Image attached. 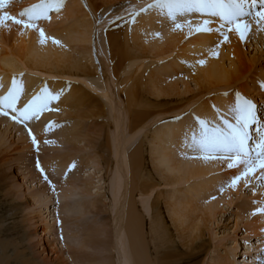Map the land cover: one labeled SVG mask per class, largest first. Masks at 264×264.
<instances>
[{
  "label": "rangeland",
  "instance_id": "374dc122",
  "mask_svg": "<svg viewBox=\"0 0 264 264\" xmlns=\"http://www.w3.org/2000/svg\"><path fill=\"white\" fill-rule=\"evenodd\" d=\"M10 1L12 2V5L9 8H7V10H9L10 13H7L4 16L5 17L4 22L6 23L5 25L6 27L4 25H3L4 27L2 26L5 29V31L4 29L2 31V28H0L1 29L0 53L4 51L6 47L12 48L13 46H15V44L17 45L20 43L22 39L18 35L21 33V31H24L25 28H28V26H25L26 24L27 25L31 24L33 27L31 28L34 32L35 30L42 28L47 29L48 26H49L48 29L51 26L52 28L53 27L66 28L74 25L80 19L84 18V19H89L92 22V24H94V26L92 27L94 28L95 31L93 29L91 30L92 32L90 33L91 34L90 39L87 43H85V46H87L88 48L90 47L92 50L91 55L90 54L87 55L88 61H86V65H89L88 66L89 67L88 70H90L89 73L87 72L88 67L86 68L87 71L84 70L87 73H85L84 71H83L84 73L79 71V73L47 72V74H45L46 72L42 73L43 71L41 72L38 70H37L38 72L36 71L35 73L34 72L35 70L33 71L30 70L31 68L25 67V68H21L23 70L17 69V71L20 70V72L19 71L17 72L15 70L16 71V72L14 71L15 74L12 72V74H10L8 78H6L7 80H5L2 84H0V97L8 96L10 91L15 92L17 98L14 107L23 109L25 105H28L30 102H34L33 107L29 109V114L33 116H31L30 119L25 120L24 123H19L12 119V116H16L18 115V113L10 111L7 108V101H5L4 104V111H9V115L5 116L0 114V148L1 149L7 148V150H9L8 152L7 151L0 152L1 155L0 171L2 173L4 171L3 173L4 176H7L5 180H1L4 178L0 176L1 177L0 216L1 217L3 216L4 218L3 220H1L0 224H3V227H5L3 231V236L0 238V246L1 248L8 249L7 251L8 254H5L2 260H9L11 264L16 263L17 257L15 256H17V254L14 252L18 248L12 242L16 240L17 237L16 235L20 233H24L22 230L21 223L23 221L22 219H26L28 223L34 225V226L31 225V227L27 229V234H24L26 243L27 240L29 242L30 232L31 233L35 232L36 236L33 235V239H31V241L34 244H36L35 245V247L37 246L36 249H41L42 245L39 244L37 241H39L40 237H42L43 244H46L48 247V252L43 253L42 256L47 254L50 257V259L56 260V262L58 259L57 264H59L60 262L62 263V260L64 259L66 261L64 262V264H83L79 262L72 263L73 260L72 261H70L71 259L68 260L67 257L68 249L67 250L65 249L66 250L65 254L60 253L59 251L58 254L57 250L62 248L61 245L62 236L60 235V231L63 227V221L60 219L66 217V215H68L67 214L68 212H70L69 214L74 215L75 217L82 216L84 218L88 214H92V212H88L85 215L82 213L81 206L79 204H76V201L83 196L79 195L75 191L73 192L70 198L69 197L67 198L70 207L68 206L67 207L68 209L66 208L65 211L67 213L64 214L63 213L64 209L62 210V204L63 201H66L67 199H64L62 197V192H63L61 189L62 187H59L56 184L57 183L62 184L66 182L65 181L66 174L59 175V174H54L53 172L44 173L37 167V164H39V166L41 165L40 159L45 158L46 155L49 154L50 152H63L64 150H66L65 148H63V146L65 145V141L62 142L63 140H61L60 138L58 139V136L56 135L59 134L57 132L58 129H55L54 127L49 128V126H47V124L50 121L53 123V126H55L57 125L56 123L59 122L58 120L65 121L66 119L64 118V116H66L64 111L62 112L60 118L56 116V118H54L55 120H51L49 118L48 120H46L47 115L50 114L52 111L56 112L55 109H57L56 107L57 99L48 97L47 92L49 91L48 90L49 88L51 89L55 88L54 91H56V95L60 99L61 97L64 98L66 95H68L69 91H72L74 87L76 88L80 87L82 90H84V92L87 91L90 93L89 94L86 92L87 97L90 100L91 99L96 100L94 101L96 104L97 102L100 104L102 103L101 105L103 107L105 114L104 117H100L97 119V122L99 124L97 123L98 125L96 126L95 124L93 126V123L95 121L92 120L91 118L85 119V122L89 124V126L86 128H88L87 130L90 133L95 129L98 130L97 128L101 129L103 134L101 141L103 142L104 140L103 143L109 142L108 143L110 144L109 149L111 150L112 153H113V149H112L113 140L111 137L112 133L110 129L111 126H109V123L110 121H113V119H115L113 113V111L115 112V110L113 109L114 105H112L113 104L112 98L105 93V90H109V87L114 89L116 88L115 90L117 93V98L119 99L120 103H122L120 108L122 110L121 112L123 116L122 115L119 116V120L122 128L121 132L123 133L127 141V144L126 142L124 144V147L127 148L126 154H128L129 151L137 150V148L140 151L142 150L141 153L142 154L144 153L143 155L141 154L142 158L144 159L143 160L144 169L142 171H149L152 173L153 176H158V175H156L157 172L153 167L150 158L151 156L149 153V147H148L149 145L147 144V141L145 140L144 136L150 137L151 132L156 128H158V126L159 127L161 125L163 126V123L166 124L165 122H167V124H169L168 122H170V124L172 123L173 125L176 124L178 128L176 127V129L174 130L175 134L184 133L186 129L192 128L193 125L195 126V123L198 124V122L200 121H204L205 123L210 122L209 124L211 125L212 122L209 119V117L207 116L210 121H208L207 117L206 118L204 117L206 114L204 115V113L198 111L197 107L201 103L203 104L205 102L207 103V105H211L212 101L218 97L223 98V100L225 101L228 100L230 103L233 104L229 113L227 114L223 113L220 116V119L221 120L223 119L222 121L224 122L225 121H229L233 123L235 122V113L233 109L235 107L234 105L236 104L237 93H239L242 98L251 100L255 104L256 106L255 114L258 122L249 129V133L250 135H252L255 129L254 131L255 134H253V136L254 135L257 136V133H260V135L256 137L257 141L255 143H254V138H251L248 141V147L251 150L252 155H255V152L259 151V149L257 148V144L260 141L261 136H264V19H260L259 17L255 16L254 11L251 16L244 18L246 23L249 25V28L247 29L243 40H241L240 35L237 33L234 25L232 26L233 31L232 30L227 31L226 28L223 30L227 35V40H224L220 32L217 31V29H219L220 27V21L218 18L215 17H206V18L203 17L210 21L208 27L212 28L213 31L200 32L196 30L197 32L195 31V33L187 34L183 39H181V37L178 36L179 39L176 38L177 40H175L169 38V34H170L169 32L170 29H172L173 32L174 31L176 32L177 24L180 25L179 28H182L183 26L185 27L186 25H188L189 23L188 21H191L192 18L195 19V20L193 19V21L199 23H201L200 21H203L205 19L200 18L199 16L200 20L198 18L197 21L196 20L197 18L195 16V15H199L197 13H194L193 16L195 17L191 16L192 18L190 17L191 18L190 19L189 16L181 17L179 14L177 13L175 14L174 12L172 14V17L174 16L173 17L174 19L170 18L171 15H169L168 9L166 7L157 6L156 0H38V1L37 0L35 1L34 0H29V1L3 0L2 3H0V5L3 6L7 5ZM37 4L38 5L41 4L40 5L41 10L38 9V11H35ZM151 4L152 6H155V7L151 6L152 9L149 8L150 7L149 5ZM147 8H149L150 10ZM247 8L249 11H252L253 8L255 10H261L262 2L261 0H257L256 5L253 6L251 5V2L249 0ZM145 9L148 11H146ZM26 10L27 13L25 15H21V13H24ZM143 10H145V12ZM156 12L158 14H156ZM164 12L165 14H163ZM2 13L4 14L3 11ZM37 14L40 15L39 19H33L29 21L28 19L29 16H34ZM162 14L163 16L164 15L167 16L163 17ZM12 18H15L16 20L24 21V23L17 24L14 22ZM177 18L180 19L181 21L186 19L184 21L186 22V25L184 22H183L184 24H181L180 20L179 23L177 21L178 20ZM187 19L189 20L187 21ZM174 20H176L178 23L177 22L173 23ZM137 24L138 25L140 24L139 27ZM131 25L134 27V30L133 27L132 28L130 27ZM135 25L138 28H136ZM154 29H158V30L154 31ZM148 32L150 34H148ZM233 33L236 34L233 35ZM130 34L132 35V37L130 36ZM133 36L137 38L134 39ZM199 36L208 38L207 46H208V53H210V55L208 58H206L205 62L207 63L209 69L212 71L211 75L212 74L215 75L216 73L219 72L220 69L218 66L219 64H221L231 71L230 73L231 77L229 80H227V82L226 80L219 82L213 81L216 84L210 86H204L202 85V83L198 84L197 81L193 78L192 74L189 72L190 69H188L186 65V61L184 59L179 58L181 57V54L184 53L183 49L192 40L198 38ZM114 37L121 42V43L119 42V44L121 45L114 44V42L112 41ZM17 40L18 42H16ZM22 42L23 41H21V43ZM81 44L78 43L74 45V47L76 48L75 51L76 53L77 51L79 52V49L84 46V43L83 45ZM124 45L125 46L127 45V47L129 46L130 48L133 47L132 49L136 53L131 60L129 59L125 60V62L123 61L124 62L123 63L120 61L118 55H119V51L125 47ZM217 45L219 46L217 47ZM230 46L240 49L239 50L241 54L240 57L242 58L241 62L238 61L236 58H232V54L229 53ZM163 50L164 52H162ZM98 55H100V57ZM100 58L104 60V64L105 63L107 65L109 64L108 67L112 72L111 74L112 76L107 77V75H109L110 72L104 69L105 67L103 65V61L101 62ZM118 62L122 64L119 65ZM157 71H159V75H161L162 79L167 81V83H169L170 86L174 88L175 91L174 94L176 95L172 94V96L166 98L161 96L162 98L160 97V99H158L156 96L147 95L146 107L145 104H143L138 106L139 109L138 108L136 109L143 112L146 111L147 112L157 111V112L148 116L143 122L144 126L141 124L137 127L139 130L137 128L133 129L130 126L131 125L130 113L133 110V107L131 108L129 104L127 105L128 103L126 101L127 93H125L128 87L125 86L124 90L120 88L124 87V85L122 86V84L125 83L124 82L126 81L125 79L129 80L128 83H131V81H133L135 78H139V79L141 78L143 82L144 81L147 82L148 81L147 78H150L151 73ZM1 73L2 70L0 71V74ZM55 74H59V75H55ZM1 77L2 76H0V81H1ZM19 77H29L30 80L29 84L28 82H26L25 86L18 85ZM238 77L239 79L232 82L233 78L236 79ZM111 82L112 84H110ZM71 88L73 89L69 90ZM76 88L75 90H77ZM44 92H46L45 94H47V96L44 94ZM40 102L41 104H39ZM45 104L47 105V107H44ZM212 104H214V106L211 105V108L215 109L217 107L216 106L217 103H212ZM37 107L40 108L38 110L36 109L34 113L33 112L31 113V111H34V109ZM48 117L51 118V115ZM91 120L92 122H90ZM38 124L39 125L44 124L43 127L44 126L45 127L44 128L42 127V129L43 130L47 129V131L44 130L45 133L43 135L34 134V130H35L34 127L36 125L39 126ZM100 124H102V126H100ZM187 124H189L190 126ZM213 124L215 123H212V125ZM215 125H213L215 127L212 126L213 129L214 128L223 129L222 127L218 126V124ZM84 127L85 126H83L82 128ZM86 128L84 130L82 129V131L86 132ZM51 129H53L52 130L53 132L51 131ZM257 129H259V131H257ZM29 130L31 133H33L32 136L33 135L35 136L34 138L37 141L36 147L33 146V140L32 137H30L29 135ZM199 131L197 130V133ZM47 134L48 136H46ZM39 137H41V141L37 140V138ZM141 141L143 143H141ZM144 141L146 144L144 143ZM53 144L54 146L56 145V147L59 146V148L57 147L54 148L53 150L52 148ZM47 146L48 147L50 146V148L52 149H46ZM139 146L142 148L140 149ZM143 148L144 149L146 148L145 149L146 151L143 150ZM175 148H177L178 151V149H180V146H176ZM87 151H89V149ZM107 155L108 153L106 152L104 154L106 159L108 158L110 160V157L113 158L112 155L109 157ZM184 156L185 154L184 155L182 154L181 158H185ZM213 156L218 157L219 154H212V157ZM200 158L203 159V155ZM213 159H216L218 162H220L219 165L220 164L221 165L220 168L217 170V172L214 171L215 172L214 175H211L212 173H214L213 171L209 174L211 177L214 178L215 175L217 174L216 178L218 176V179L211 178V182H209V184L214 186V183H216L215 186L217 185V187L220 188L218 192L215 191L216 195L213 197V199L218 202L216 203L215 201H211L212 203L215 202L219 208L215 207V210L209 209L210 211L217 210V213L214 212L212 215H209L211 217L208 216V218H210V220L212 221L208 220V223L206 221L204 224L205 227L201 225L203 227V228L201 227L202 230L204 229L203 230L204 233L203 231L201 232V228L200 231L199 230L198 231L202 235L200 233H197L198 231L194 232L195 233L194 234L192 233V230H189L190 228L187 229L185 225L186 226L188 224L190 225L191 222L190 220L186 221V224H183L182 227L184 231L183 230L179 231L180 234H183V236H185L188 235V233L189 235L192 233L194 237L195 235H197L196 238H194L191 234L192 237L191 239L194 238L195 240L199 237V235H201V238L199 237L198 238L199 240L197 239L198 241H196V243L194 242L195 240L190 241L189 239L190 236H187V239H189L188 241H190L189 243L187 241L182 240V238L184 239L182 235H178L179 234L178 231H176L174 225L171 224L172 222H170L171 219L169 220V214L167 216V210L163 207L164 215L167 217L166 219L168 221L167 224H169L168 225L169 232L171 233L170 237L171 239L172 238L174 239H172V242H170L168 245L166 244L161 246L159 241L156 238H154L152 232H150V226H149L150 221L148 214L151 215L153 212V210L150 208L149 211H151V213L149 211H147L149 213L147 212L145 213L147 215L145 230H146V239L150 243L152 256L160 260L162 257H164L162 260L167 264H226V263L227 264H264V227H263L264 226V168L257 167L258 168V169L256 168L257 172L251 173L248 176L243 177L236 184V188L232 190L229 183L231 181L230 176L232 175L236 176L240 172H242L244 170L243 167L244 165L242 166L241 164L239 167H234L232 169H229L227 167L228 164L227 160H221L219 158H213ZM90 163L88 165L89 171L92 172L94 167L95 169H97L96 170L97 174H92V173L91 174L92 176L94 175L93 182L95 183L94 185V187H96L95 190H97L99 193L97 195H94L92 191V196L100 200L101 203L106 204L105 212H102L103 213L102 215L104 216L103 220L105 219L104 221H106L107 228L110 230L111 245H110V251L109 250L103 251L98 249L95 250L92 247L89 248V251L96 252L97 255L95 254L96 255L95 257L105 258L111 255H113L114 257L117 256V254L113 247L114 239L113 236H111L113 228H112V220L110 219L111 212L109 208L110 206L112 207L111 191L114 189L115 181H116L115 171L112 170V168H114L115 165H113L112 167V165H110L112 163L109 164L105 161H102L100 163V166L96 165L99 168L98 169L93 163L91 164ZM100 167L102 169H100ZM241 167L242 170L240 169ZM72 168L73 166L70 167V170H72ZM2 173L1 175H3ZM210 176L206 175L205 179L206 180L209 179ZM200 177L198 178L199 181L203 182L204 180H202V178ZM98 179L100 181H98ZM190 179L191 180L186 181V183L184 182L180 185L178 184V186L175 185L176 187H180L184 189V192H186L185 193L186 198L193 197V195L188 193L187 191L193 185V181L197 178L194 177ZM214 180L215 181L217 180V182H215ZM52 182H55V185L52 184ZM10 184L13 188H11ZM6 186H9V188ZM55 186L57 187L55 188ZM7 188L8 190L10 189L9 192L11 191V189L15 191V196H17L18 201L11 200L9 193L5 192ZM39 188H45V190L50 195V199H51L50 203L52 204L50 205L51 210L54 209V207H56V209H59L61 212L60 214L56 215L58 216V220L56 222L54 221V228L53 230H51V232L50 231L47 232L44 230V227H46V223L53 222V220L50 221L49 216L46 217L49 214L46 212H50V210L48 208L46 209V207L44 206L43 218L42 217L36 218L35 216L40 214V211L38 207L31 205L32 198L29 195L34 191L38 190ZM51 188L55 190L53 189L51 190ZM170 188L171 187L167 184H165V186L164 184L160 185L158 191H161L163 193L164 197L163 196L162 197L164 199L169 195V192L171 191ZM225 190L226 191L232 190V192L230 191L231 192L230 203L226 201L227 199L224 200L226 198L225 196L223 198V195L225 194L224 192H226ZM53 191H55L56 193ZM185 194L183 195L184 197ZM88 198H90V196ZM152 199H154V196ZM164 199H162L163 202ZM196 200L200 204H202L204 201L203 199L202 202H199V200L201 199L199 200L196 199ZM14 202H19V203L22 202V204L21 203L19 204L18 206L19 208L16 207L18 208V213L16 215H13L14 213L12 214V212L14 210L13 209L11 210V206ZM206 202L207 201H205V203ZM211 202L210 204L208 203V205L212 206L213 204L211 205ZM145 203L146 201H144L143 204ZM143 204H138L139 208L142 209ZM162 205L165 206V204ZM74 221L75 218L71 219L69 223H74ZM70 226L72 228H75V225H70ZM62 230L66 232L67 227L65 229L63 228ZM70 235H73V233ZM177 236L179 237V241L177 240L178 239ZM80 240L81 239L78 237L75 238L74 235L70 239L66 237L64 239L65 242L71 241L76 245L79 244ZM170 244H172L173 246ZM52 248L54 250L50 251ZM102 251L103 254L101 253ZM191 251L194 253H192ZM158 252L159 253L161 252L162 254L161 253L159 254ZM3 253L4 252L2 251L0 254ZM63 255L65 256L64 259L62 258ZM59 256L62 259L58 258ZM113 260L114 259H112V261ZM226 260L227 262L225 263ZM158 262L160 261L156 260V263ZM104 263L106 264L108 262H102V264ZM97 264H100V262L99 263L97 262Z\"/></svg>",
  "mask_w": 264,
  "mask_h": 264
},
{
  "label": "bare ground",
  "instance_id": "6f19581e",
  "mask_svg": "<svg viewBox=\"0 0 264 264\" xmlns=\"http://www.w3.org/2000/svg\"><path fill=\"white\" fill-rule=\"evenodd\" d=\"M27 1H29V0H27ZM11 5H12L11 1L7 5H4V6L0 5V9H1L0 10V28H2V31L4 29L3 27L6 25V23L4 22V20H5L4 16L7 13H10V11L7 10V8H9ZM39 5H41V4H39ZM1 7H3V8H1ZM152 7H155V6H152ZM149 8L152 9L151 7H149ZM149 8H147V9H149ZM38 9H40V7H36L35 11H38ZM145 10H143V11L145 12ZM2 11L4 12V14L2 13ZM146 11H148V10H146ZM163 11H164V8H163ZM165 12H167V11H165ZM165 12L163 14H165ZM146 13H148V12H146ZM146 13H144V14H146ZM174 13L176 14L177 12H174ZM194 13L195 12L190 13V14L184 13L183 15H181L179 13H177V14H179L181 17L189 16V18H190L191 16L194 15ZM156 14H158V13L156 12ZM163 14H162V16H163ZM147 15H149V14H147ZM165 16H167V15H164L163 17H165ZM195 16L197 18L196 20L198 21V18L200 15H195ZM195 16H193V17H195ZM83 17H85V16H83ZM173 17L171 15L170 18H173ZM177 17H178V15H177ZM200 18H203V17L200 16ZM200 18H199V20H200ZM205 18H203V19H205ZM193 19L194 18H192L191 21H188L189 19H187V21L189 22L188 25H186V22H184L186 19H184L182 21L180 19H178L177 20L178 22L180 20L181 24L185 23L186 26L182 27V25H181L182 28H177L176 32L175 31L173 32V30L170 29L169 38L177 40L176 38H178V36H180L181 39H183L187 34L195 33V31H196L195 26L202 24V21H200L201 23H199V22L193 21ZM177 21L174 20L173 23L177 22ZM142 23H143V21H142ZM29 25H31V24H29ZM139 25H138V27H139ZM92 26H94V24H92V22L89 19H84V18L80 19L74 25L66 27V28L64 26H63L64 28H61V27L60 28H54V27L52 28V26H51L48 29V27H49L48 26L47 29L42 28V29L35 30L33 32L32 25L28 26V28H25L24 31H21V33H20L21 35L20 34L18 35L21 37V39H22L21 41H23L22 43L20 41L19 44H17V45L15 44V46H13L12 48L6 47L5 50L0 53V61H1L0 67L2 70V73L0 74V76H2L0 84H2L5 80H7L6 78H8L9 75L12 74V72L14 73L15 70L17 71V69H21V68H25V67L31 68L30 70H33V71L35 70L34 71L35 73L38 70L41 72L43 71L42 73L46 72L45 74H47V72H49V73H66V72H68V73H70V72L71 73L72 72L79 73V71H81L82 73H84V72L89 73V71H90V70H88L89 65H86V61H88L87 55H89V54L91 55L92 50L90 47L88 48L87 46H85V43H87L90 39V35H91L90 33L92 32L91 30L92 29L94 30V28ZM130 27L132 28L133 26L131 25ZM138 27L136 26V28H138ZM9 28H7V29H9ZM41 30H43V33H44L43 37H41V34H40ZM133 30H134V27H133ZM155 30H158V29H154V31ZM4 31H5V29H4ZM131 34H130V36L132 37ZM148 34H150V33L148 32ZM235 34L236 33H233V35H235ZM20 37H19V40H20ZM117 38H118V36H117ZM117 38L114 37L112 39V41L114 42V44L121 45V44H119L120 41ZM135 38H137V37H134V39ZM16 42H18V40ZM78 43L79 44L82 43L81 45H83V43H84L85 47L84 46L81 47L79 49V52L77 51V53H76L75 52L76 48L74 47V45H76ZM126 43H127V41H126ZM207 45H208V38L199 36L198 38L192 40L183 49L184 53H182L181 57H179V58L184 59L186 61V65H187L188 69H190L189 72L192 74L193 78L197 81L198 84L202 83V85H204V86H210V85L216 84L215 82H219V81H225L226 80V82H227V80H229L231 77L230 76L231 71L221 64H219V66H218L220 69L219 72L216 73L215 75L214 74L211 75L212 71L209 69L207 63L205 62L206 58H208L210 55V53H208V46ZM140 47H139V49H140ZM132 48L133 47L130 48L129 46L127 47V45H126L122 50L119 51L118 57L120 58L121 62H123V61L125 62V60H128V59L131 60L135 56L136 52H134ZM229 48H230L229 53L232 54V58H236L238 61L241 62L242 58L240 57V55H241L240 51H239L240 49H238L236 47H231V46ZM131 49H132V51H131ZM143 50H145V49H143ZM151 52H152V49H151ZM162 52H164V50ZM96 53H94V54H96ZM143 55H144V53H143ZM156 55H158V54H156ZM98 56L100 57V55H98ZM100 60H101V62L103 61V65L105 67L104 69H106L108 72H110V74L107 75V77L112 76L111 75L112 72L108 67L109 64L108 65L106 63L104 64V60L102 58H100ZM200 61H204V63L201 64ZM232 62H234V61H232ZM120 64H122V63H119V65ZM86 68L88 71L86 70ZM21 70H23V69H21ZM84 70H86L87 72ZM18 71L20 72V70H18ZM30 72H32V71H30ZM41 72H39V73H41ZM48 75H50V74H48ZM55 75H59V74H55ZM234 78H235V76H234ZM234 78L232 79V82L239 79V77L236 79H234ZM130 79H132V78H130ZM147 79H148L147 82H145V81L143 82V80L141 78L140 79L135 78L133 81H131V83H128L129 80L125 79L126 80V81H124L125 83L122 84V86L124 85V87L120 88V89L124 90L125 86L128 87V89L125 92V93H127L126 101L128 102V103L127 102L126 103H127V105L129 104L131 106V108L133 107V110L130 113V116H131V125L130 126L133 129L137 128L141 124L143 125V122L145 121V119L148 116L157 112V111H155V112H153V111L143 112V111H139L136 109V108H138V106L143 105V104H145V107H146V105H147L146 96L147 95L156 96L158 99H160L161 96L164 98L170 97L175 92L174 88L171 87L170 84L167 83V81L162 79L161 75H159V71L151 73L150 78H147ZM144 80H146V79H144ZM213 81H215V82H213ZM26 82H28V84H29V82H30L29 77H19L18 78V85L25 86ZM112 82L110 84H112ZM232 82H230V83H232ZM125 84H128V85H125ZM27 87H25V88H27ZM75 88L76 87H74V89L73 88L69 89V90H72V89L73 90L69 91L68 95H66L65 97L63 96L64 98L61 97L60 99L57 97L56 91H54L55 88L54 89L49 88L48 89L49 91L48 92L46 91L48 94V97H51V98L56 97L55 99H57L56 100L57 101V103H56L57 109L54 108L56 112L52 111L50 114H48L46 117L47 118L46 120H48V118L51 120H55L54 118H56V116H58L60 118V116L62 115V112L65 111V115H66V116H64V118H66L65 121L58 120L59 122L56 123L57 125H55V126H53V123L50 121L49 123L47 122L48 123L47 126H49V128L54 127L55 129H58L57 132L59 134H56V135L58 136V139L60 138L61 140H63L62 142L65 141V145H64L65 147L63 146V148H65L66 150L63 149L64 150L63 152H50L49 154L46 155V157L44 155L45 158L40 159V161H41L40 169H42L44 173L45 172L46 173L53 172L54 174H59V175L66 174V176H65L66 182H64L62 184H58V183L56 184L59 187H62L61 188L63 191V192L61 191L62 197L64 199H67L68 197L70 198L71 195L73 194V192L76 191L79 195L83 196L76 201V204H79L81 206L82 213L85 215L88 212H92V214H88L85 218L82 216L75 217L74 215L69 214L70 212L67 213L65 211L68 206L70 207L68 199L66 201H63V204H62V210L64 209L63 213L64 214L67 213L68 215H66V217H64L60 220L63 221L62 229L63 228L65 229L67 227V231L65 232L62 229L60 231V235L62 236V241H61L62 248L58 249L57 252L59 251L60 253L65 254V251L68 249L67 257H68V260L69 259H71L70 261L73 260L72 263L79 262V263H83V264L84 263L97 264V262L98 263L100 262V264H102V262H108L109 264H167L166 262H164L162 260L164 257H162L160 260V259H156V257L154 258L152 256L151 249H150V243L146 239V230H145L146 228H145V226H146V216L147 215L145 213L147 211H149L150 208L153 210L151 215L148 214L149 215V221H150L149 222L150 232H152L154 238H156L159 241L161 246L166 245V244L168 245L170 242H172V239H174V238L171 239V237H170L171 233L169 232V226H168L169 224H167L168 221L166 219L167 217L164 215V212H163L164 208L167 210V216L169 214V220L171 219L170 222H172L171 224L174 225V227H175L176 231H178V233H179V231L183 230L182 229L183 224H186V221H189V220H190L191 224L190 225L188 224L187 226L185 225V227L187 229L190 228L189 230H192V233H194L198 230L200 231V228L202 227L201 225H203L205 227V225H204L205 222L207 221V223H208V220H210V218H208V216L212 215L214 212L217 213V210L216 211H210V210H212V209L215 210V207L219 208L218 205L216 204L218 201H215L213 199V197L216 195L215 191L218 192L220 188L217 187V185L215 186L216 183H214V186H212L211 184H209V182H211V178L218 179V176L216 178V175H217L216 174L215 178H214V177H211L209 174L212 171L217 172V170L220 168L221 164L219 165L220 162H218L216 159L212 158V153L210 154L206 151H201L198 147V142L201 139V132H202V129L204 127L209 126V128L211 127L213 129V127L216 126L215 124H218V126H220L222 128L226 127L224 121H222L223 119L222 120L220 119V116L223 113H226V114L229 113L233 104L230 103L228 100H226V101L223 100V98H221V97L215 98L212 101V103H217V105H216L217 107L215 109L211 108V105L214 106V104H212V103H211V105H207L206 102L203 104L199 103L200 105L197 107L198 111H200L201 113H204V115L206 114L204 117L206 118L208 116L209 119L211 120V122L215 123V124H213L215 126H213L212 123L210 125L209 124L210 122L209 123L204 122L203 125L200 122H198V124L195 123V126L194 125H193V127L191 126L192 128L186 129L185 131L188 130L187 132L184 131V133H186V134H184V133L175 134L174 130L177 127L176 124L173 125L172 123L170 124V122H168L169 124H167V122H165L166 124L163 123V126L162 125L160 127L158 126V128H156L155 130H153L151 132V134H150L151 138L149 136H144L145 140L147 141V144L149 145L148 147H149V153L151 156L150 158H151L153 167L157 172V173L156 172L155 173H156V175H158V176H153L152 173L149 171H142L144 169L143 168L144 167V165H143L144 159L142 158V155L144 153L143 154L141 153L142 150L140 151L137 148V150L129 151V153L126 154L127 148L124 147V144H125V142L127 144V141L125 139V136L121 132L122 128H121V124H120V120H119V116H121V115L123 116V114L121 112L122 110L120 108L122 103H120L119 99L117 98V93L115 90L116 88L114 89V88L109 87V90H105V93L108 94L109 97L112 98V101H113L112 105H114L113 109L115 110V112L113 111L115 119H113V121H110V123H109V126H111V128H110L111 133H112L111 137L113 140V144H112L113 145L112 146L113 147L112 148L113 153L109 149V145H110V144H108L109 142L103 143L104 140H103V142L101 141V138L103 137L101 129L97 128L98 130L95 129L94 131H91V133H90L87 130L88 128H86L89 126V124H87L85 122V119L91 118L92 120H94L96 122L95 123L93 121L94 122L93 126H94V124L96 126L99 124L97 122V119L100 117H104L105 114H104L103 107L101 105L102 103L100 104L97 102V104H96L94 102L96 100H92V99L90 100L87 97V93H89V92H87L86 90L85 91L87 93L84 92V90H82L80 87L76 88L77 90H75ZM81 90H82V92H81ZM46 92H44V94ZM85 93H86V95H85ZM47 94H45V95L47 96ZM174 95H176V94H174ZM92 97H90V98H92ZM39 104H41V102ZM41 107H43V106H41ZM154 107H155V105H154ZM39 108L40 107L35 108L34 111H31V113L32 112L34 113L36 111V109L38 110ZM79 108H82V109H79ZM118 113H119V115H118ZM29 115H30V117L33 116L31 114H29ZM50 115H51V118L48 117ZM208 117H207V119H208ZM223 117H225V116H223ZM209 119H208V121H210ZM92 120L90 122H92ZM38 123H40V122H38ZM10 124H11V122H10ZM43 125L44 124H41L39 126L36 125L34 127V129H35L34 134H42L43 135L45 133L44 130L47 131V129H44V130L42 129ZM123 125H124V123H123ZM187 125H189V124H187ZM83 126H85V127L82 128ZM100 126H102V124H100ZM85 128H86V132H83L82 129L84 130ZM123 128H124V126H123ZM199 129L201 132L199 131ZM52 130L53 129H51V131ZM197 130L199 131L198 133H197ZM254 131H255V129H254ZM254 131H253V134H255ZM104 132H105V130H104ZM253 134L250 136H251V138H254V143H255L257 141L256 137L259 136L260 133H257V136L256 135L253 136ZM46 136H48V134ZM53 138H54V136H53ZM37 140L41 141V137L37 138ZM141 143H143V142L141 141ZM144 143H145V141H144ZM28 146H29V144H28ZM50 146L49 147L47 146L46 149H52L53 148V150H54V148H57V147L59 148V146L56 147V145L54 146V144L52 145L53 146L52 148H50ZM176 146H180V149H178V151H177V148H175ZM141 148L142 147H140V149ZM43 149H45V148H43ZM88 149H89V151H87ZM145 149L143 148V150H145ZM3 151L8 152L9 150H7V148H5V149L0 148V152H3ZM106 152L108 153V155H107L108 157L112 155L113 158L110 157V160L108 158L106 159V157H105L106 155L104 156V154ZM182 154L183 155L185 154V156H184L185 158H181ZM176 155H177V157H176ZM202 155H203V159L200 158ZM189 157H191V158H189ZM205 157H208V158H205ZM102 161H105L109 164L112 163V164H110V165H112V167H113V165H115V167L112 168V170L115 171V178H116L115 187L112 190L113 192L111 191V194H112L111 205H112V207L110 206L109 210L111 212L110 219L112 220V228H113L111 236H113V239H114V246L113 247L116 251L117 256L113 257V255H111V256L105 257V258L95 257L97 255V253L89 251V248H91V247L95 250L98 249V250H103V251H107V250L110 251V245H111L110 230L107 228L106 221H104L105 219L103 220L104 216L102 215L103 214L102 212H105L106 204L101 203L100 200H98L97 198L92 196V191H93L94 195L99 194L98 191L95 190L96 187H94L95 183L93 182L94 175L92 176V174H97L96 173L97 169H95V167H94L93 171L91 172V171H89V166H88L90 162L93 163L95 166L96 165L100 166V163ZM71 166H73L72 170H70ZM100 169H102V168L100 167ZM240 169L242 170V167ZM98 172H99V170H98ZM255 172H257V170ZM1 173L2 172L0 171V176L4 179H1V177H0V179L5 180V178L7 176H4V174H3L4 171L2 173L3 175H1ZM214 174H215V172L212 173L211 175H214ZM206 175L210 176L209 179H207V180L205 179ZM233 176H235V175L230 176V179H232ZM194 177L197 179H195L193 181V185L187 191L188 193L192 194L193 197L186 198V194H185L186 192H184V189L180 188V187H176V186H178V184L180 185L184 182L186 183V181L191 180L190 178H194ZM199 177L202 178V180H204V181L203 182L199 181V179H198ZM41 181H43V180H41ZM98 181H100V180L98 179ZM215 182H217V180ZM52 184L55 185V182H52ZM161 184H164V186H165V184H167L171 187L170 188L171 191L169 192V195L165 199L163 198L164 197L163 193L161 191H158ZM10 186H11V184H10ZM6 187L9 188V186H6ZM56 187L57 186H55V188ZM8 188L5 192L9 193L11 200L12 201H15V200L18 201L17 196H15V191L13 189H11V191L9 192L10 189L8 190ZM11 188H13V187L11 186ZM231 188H232V190H234L236 188V185L234 187L231 186ZM52 189L53 188H51V190ZM53 190H55V189H53ZM232 190H230V191L232 192ZM230 191L227 190L226 192H224L225 194L223 195V198H224V196L226 197L224 200L227 199L226 201L229 203L231 202V192ZM53 192H55V191H53ZM184 194H185V197L183 196ZM197 195H199V196H197ZM29 196H31V198H32V204L31 203L30 204L32 206L38 207V209L40 211V214L35 216L36 218H39V217L43 218L44 206L46 207V209L48 208L50 210V212H46V213H49L46 217L49 216L50 221L53 220V222L52 223H46V227H44V230L47 232L48 231L51 232V230H53V228H54V221L56 222L58 220V216H56V215L61 213L60 210L56 209V207H54V209L51 210L50 205H52V204L50 203V200H51L50 195L45 190V188H39L38 190L31 193ZM89 196H90V198H88ZM91 196H92V198H91ZM153 196H154V199H152ZM59 197H61V196H59ZM218 198H220V197H218ZM162 199H164V202L162 201ZM196 199H198V200L201 199V200H199V202H202L204 200L202 203L203 205L198 203ZM211 199H213V200H211ZM144 201H146L145 204H143ZM205 201H207V202L205 203ZM211 201H215L216 203L215 202L212 203ZM161 202H162V204H165V206H163L161 204ZM210 202H211V205L213 204L212 206L208 205V203L210 204ZM20 203L22 204V202H20ZM20 203L14 202L12 204L11 210L12 209L14 210L12 212V214L14 213L13 215H16L18 213V208H19L18 206ZM138 204H143L142 209L139 208ZM200 205L203 207H201ZM16 207H18V208H16ZM15 209H17V210H15ZM55 209H56V211H55ZM9 211H10V209H9ZM149 212L151 213V211H149ZM149 212H147V213H149ZM218 212H219V209H218ZM8 213H10V212H8ZM214 215H216V214H214ZM46 217H45V219H46ZM209 217H211V216H209ZM74 218H75L74 223H69V221L71 219H74ZM3 219H4L3 216L2 217L0 216V222ZM22 220L23 221L21 223V226H22V230L24 233H20V234L16 235L17 236V237L15 236L16 240L12 242L18 248L14 252L17 254V256H15V257H17L15 264H57L58 259L56 262V260L50 259V257L47 254L42 256L43 253L48 252V247L46 244H43L42 237H40L39 241H37L39 244L42 245L41 249H36L37 248V246L35 247L36 244H34L31 241V239H33V235L36 234L35 232H33V233L30 232L29 242L27 240V243H26V239L24 237V234H27V229L30 228L32 224L28 223L26 219H22ZM210 221H212V220H210ZM27 223H28V225H27ZM70 225H75V228H72ZM32 226H34V225H32ZM206 227H207V225H206ZM4 228L5 227H3V224H0V238L3 236ZM202 228H201V232L204 230V229L202 230ZM199 231L197 233H200ZM72 233L75 236V238L78 237L81 239L78 245L72 243L71 241H68V242L64 241L65 237L68 239L72 238L73 235H70ZM203 233H204V231H203ZM191 234L189 235V233H188V235L183 236V234L179 233L178 235H182L184 237V239L182 238V240L190 243V241L195 240L194 238H196V236H197V235H195V237H194V235L192 234V236L194 238L191 239L192 238ZM7 235H6V237H7ZM201 235H199L200 238H201ZM187 236H190L189 237L190 241H188L189 239H187ZM177 238H178L177 240L179 241L178 236H177ZM197 239L194 241L195 243H196V241L199 240V239L198 240ZM13 240H14V238H13ZM152 240H154V239H152ZM182 240H180V241H182ZM170 245H172V244H170ZM8 248H9V246H8ZM196 248H198V247H196ZM0 249L4 252L3 254H0V264H11L9 260H2V258L5 256V254H8V252H7L8 249L7 248H1V246H0ZM1 250H0V253L2 252ZM52 250H54V249L52 248L50 251H52ZM103 251L101 252L102 254H103ZM59 252H58V254H59ZM192 253H194V252H192ZM98 254H100V253H98ZM64 257L65 256L63 255L62 258L64 259ZM58 258H60V256ZM62 258H60V259H62ZM112 259H114V260L112 261ZM154 259H156L157 261L159 260L160 262L156 263V260H154ZM64 262H66L65 259L62 260V263L60 262L59 264H64ZM226 262H227V260L225 261V263ZM108 263H106V264H108Z\"/></svg>",
  "mask_w": 264,
  "mask_h": 264
},
{
  "label": "snow or ice",
  "instance_id": "6c2138e0",
  "mask_svg": "<svg viewBox=\"0 0 264 264\" xmlns=\"http://www.w3.org/2000/svg\"><path fill=\"white\" fill-rule=\"evenodd\" d=\"M251 5H256L257 0H250ZM261 10L249 11L247 5L249 0H156V4L161 7H166L169 14L177 12L181 15L184 13H197L202 17H215L220 21V27L217 31L220 32L224 40H227V35L223 31L225 28L227 31L232 30V26H235L237 33L240 35L241 40L244 39L245 33L249 28V25L245 21V17L251 16L253 11L255 16L260 19H264V0H261ZM152 5H150L151 7ZM36 7H40L37 5ZM27 10L21 15H25ZM40 15L29 16V21L33 19H39ZM15 23L22 24L24 21L16 20L12 18ZM259 22V21H258ZM210 21L205 19L202 24L195 26L197 31L211 32L212 28L208 27ZM31 26V25H25ZM180 27L179 24L176 25ZM41 37L44 36L43 30L40 32ZM219 45H217L218 47ZM201 64L204 61H200ZM15 83V82H14ZM16 94L14 91H10L8 96L0 97V114L9 115V111H4V104L7 101V108L10 111L18 113L16 116H12L14 121L24 123L25 120L30 119L29 109L33 107L34 102H30L25 105L23 109L14 107L16 101ZM56 97H53L55 99ZM44 107H47L45 104ZM255 104L248 99L242 98L239 93L236 94V104L233 109L235 113V122L225 121L226 127L220 128H208L204 127L201 133V139L198 142V147L201 151H206L212 154H219V156H213L212 158H219L221 160H227V167L232 169L244 165V170L236 176H233L230 186H235L243 177L254 173L257 167L264 168V136H261L260 141L257 144L259 151L252 155L251 150L248 147V141L251 139L249 129L257 124V117L255 114ZM203 125L204 121H200ZM259 131V129H257ZM29 135L32 137L33 146H37V141L29 130ZM208 158V157H205ZM40 169L39 164H37ZM43 171L42 169H40Z\"/></svg>",
  "mask_w": 264,
  "mask_h": 264
}]
</instances>
